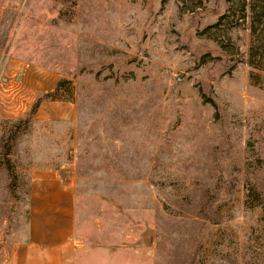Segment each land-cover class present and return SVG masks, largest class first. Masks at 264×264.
Masks as SVG:
<instances>
[{
	"label": "rangeland",
	"instance_id": "obj_1",
	"mask_svg": "<svg viewBox=\"0 0 264 264\" xmlns=\"http://www.w3.org/2000/svg\"><path fill=\"white\" fill-rule=\"evenodd\" d=\"M10 57L69 108L0 119V264L42 166L79 264H264V0H0Z\"/></svg>",
	"mask_w": 264,
	"mask_h": 264
},
{
	"label": "crops",
	"instance_id": "obj_2",
	"mask_svg": "<svg viewBox=\"0 0 264 264\" xmlns=\"http://www.w3.org/2000/svg\"><path fill=\"white\" fill-rule=\"evenodd\" d=\"M40 90V72L8 58L0 70V119L25 114ZM43 104L34 115L47 113L50 120L60 115L48 111L69 108ZM27 195L26 233L7 246L3 264H79L83 246L75 238L72 180L51 166L32 168Z\"/></svg>",
	"mask_w": 264,
	"mask_h": 264
},
{
	"label": "trees",
	"instance_id": "obj_3",
	"mask_svg": "<svg viewBox=\"0 0 264 264\" xmlns=\"http://www.w3.org/2000/svg\"><path fill=\"white\" fill-rule=\"evenodd\" d=\"M61 86H62V83L60 81V82L57 83V85L55 87V90H54V93H52V94L51 93H47V94L43 95L42 98L37 99L36 102L34 103L33 107H32V111L30 113V117H32V115L35 113L37 107L39 106V104L42 101L49 100V99H55Z\"/></svg>",
	"mask_w": 264,
	"mask_h": 264
}]
</instances>
